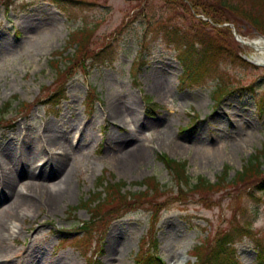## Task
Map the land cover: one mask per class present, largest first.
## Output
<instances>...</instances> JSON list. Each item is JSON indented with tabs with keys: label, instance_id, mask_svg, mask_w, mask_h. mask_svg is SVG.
Instances as JSON below:
<instances>
[{
	"label": "rangeland",
	"instance_id": "374dc122",
	"mask_svg": "<svg viewBox=\"0 0 264 264\" xmlns=\"http://www.w3.org/2000/svg\"><path fill=\"white\" fill-rule=\"evenodd\" d=\"M200 1L223 22L180 0H0V153L8 149L0 155V264H142L150 256L154 264H198L194 248L206 246L210 254L239 222H249L250 230L232 235L234 264H259L264 191L255 196L229 183L205 197L179 195L175 175L158 156L186 162L192 183L217 182L226 168L231 180L264 147V66L248 43L264 39V0H227L248 12H229L223 0ZM192 22L223 51L215 56L214 77L186 86L163 25L190 31ZM78 30L91 32L89 49L68 67L79 48L70 37ZM59 69L70 75L64 95L53 98ZM219 83L230 89L220 101ZM145 97L158 104L155 113H148ZM25 102L32 104L28 112ZM119 102L129 107L125 124L111 114ZM47 126L72 149L58 170L50 149L59 146L40 136ZM27 152L37 154L31 163L42 171L39 178L22 176ZM7 170L17 178L9 192ZM105 173L109 181H125V193L146 191L153 183L139 182L151 177L164 187L87 234L81 225L92 213L79 205L100 190ZM25 194L34 204L21 203Z\"/></svg>",
	"mask_w": 264,
	"mask_h": 264
},
{
	"label": "trees",
	"instance_id": "16d2710c",
	"mask_svg": "<svg viewBox=\"0 0 264 264\" xmlns=\"http://www.w3.org/2000/svg\"><path fill=\"white\" fill-rule=\"evenodd\" d=\"M61 1V0H57ZM139 2H147V0H137ZM173 2V0H168ZM262 1V0H260ZM182 6L186 5V8L191 7L198 14H205L211 18L215 23H222L223 20L216 17V10L211 9L209 5L202 3L200 0H180ZM186 2V3H185ZM223 6L229 12H234L237 8L244 9L238 4H234L230 1L223 0ZM10 4L9 2H6ZM246 11V9H244ZM248 12V11H246ZM215 13V14H214ZM250 13V12H249ZM198 20L204 24L208 25V21L198 18ZM227 21V18L225 19ZM256 23V24H255ZM255 25L259 28L260 23L256 22ZM194 25V26H193ZM190 31H175L170 25H163V31L165 37H167L169 43L176 45L178 50V58L182 64L183 72L181 76V82L186 84V86H192L204 82L206 79L214 77L215 69L213 63L216 61L215 56L220 54L223 51L222 49L215 50V40L207 39L204 40L200 37V30L198 32L196 25L191 23ZM91 32L89 30H78L77 32L72 33L70 41H75L78 44L79 48L77 49L76 59L73 60L68 67L78 66L79 62H82L83 59L81 56H84L88 52V42ZM80 36V38H78ZM55 64L59 63L58 59L54 60ZM58 70V69H57ZM59 80L58 85L52 90L51 97L58 98L64 95L65 84L67 78L70 75V72L67 74V71L59 69ZM227 84H218L215 94L219 99H222L223 96L228 93ZM264 99V96H263ZM148 108L152 110V113L156 112L158 104L151 101L150 97H145ZM264 103V101H263ZM11 103L8 104L10 107ZM7 107V108H8ZM32 107L30 103L23 104V110L28 112ZM1 114V113H0ZM1 118V117H0ZM159 158L165 163L169 168L170 172L175 175L179 195H184L187 191L193 193H199L201 196L205 197L208 192L215 191L216 189L221 188L225 184L230 185H245L246 187L239 186L238 189L242 190L246 188L251 190L250 194L255 195L256 190L258 192L264 191V147L263 149L256 154H253L249 161L243 166L241 171H238L235 177L231 180H228L227 172L229 168L225 169V173L220 176L217 182H211L210 180L199 177L196 183L191 182V177L187 174L186 162L177 161L174 158L169 157L166 154H160ZM105 173L102 177L99 178L97 183V188L100 189L97 193L92 194L87 200L81 202L80 207H86L91 210L92 218L86 222L83 229L87 234L91 233V230L98 228V225L106 226L111 220L118 218L120 215H124L131 208L132 200H143L149 199L150 191L154 190L155 195L159 192V186L162 189L163 185L159 184L156 178H148L147 181L139 182L143 185L146 183H153L152 186L149 185V189L146 191H141L138 193L126 192L123 189L127 186L125 181H109ZM179 182V183H178ZM186 186V187H185ZM187 188V190H184ZM190 188V189H189ZM160 189V190H161ZM163 190V189H162ZM116 206L117 208H114ZM78 207V206H77ZM79 208V207H78ZM108 208V210L106 209ZM77 209V208H76ZM159 209V208H158ZM160 210V209H159ZM153 224H155V217H153ZM239 227V228H238ZM245 228L249 231L250 225L249 222L241 223L239 222L236 229L231 233H225L218 239L215 243L214 249L210 251V254L207 253L206 246L199 245L195 249V256L197 257L198 264H225L230 262L235 263L231 254L234 238L233 234H237L239 230ZM259 259L264 262V246L259 244ZM233 253V252H232ZM153 257L150 256L146 261H143L142 264H154ZM90 262H93L90 259ZM140 262V261H139ZM141 263V262H140Z\"/></svg>",
	"mask_w": 264,
	"mask_h": 264
},
{
	"label": "bare ground",
	"instance_id": "6f19581e",
	"mask_svg": "<svg viewBox=\"0 0 264 264\" xmlns=\"http://www.w3.org/2000/svg\"><path fill=\"white\" fill-rule=\"evenodd\" d=\"M250 45H252L254 47L255 50L258 51V53L262 54L263 56L261 57L262 58V61L264 62V39H255V40H252L250 42ZM9 45V44H7ZM126 108V109H125ZM129 109V107H127L126 104H122L121 102H119L117 105L115 104V106L113 107L112 109V117L113 118H116V119H122L123 121V124H125V120H124V116H123V113L125 111H127ZM87 128V126H86ZM235 130L236 131H240L241 127L240 125H237L235 124ZM50 128V126H47L45 128V130L43 131V133L40 135L41 136V139H44L46 140L51 146L53 145H58L59 146V149L58 151H54L53 148L51 147L50 151H52V154H53V158H52V162L55 163L54 165V168L55 170L59 169L63 162L69 157V155L72 153V149L70 146L68 145H60L61 141H59L58 139L60 138H56V137H59L57 136L54 131ZM54 134H53V133ZM55 149V148H54ZM8 151V149H3L1 150V153L0 155L3 157L5 156H8V155H5L6 152ZM54 151V153H53ZM138 152H141V149L138 150ZM144 153H146V151L144 150ZM36 152H27V153H24L23 154V158L20 159V163L21 164H25V170H24V173L22 174V176L25 178L26 176L29 177V178H39L40 176H42V171H37L38 169L34 168L33 167V164L31 163L32 162V159L36 156ZM38 168V167H37ZM42 168V167H40ZM53 168V169H54ZM45 173L47 174V172L45 171ZM5 181H4V184H5V188H4V191H10L11 187L13 186V184H11L13 182V180L17 179L16 177H13V173H12V170H7V173H5ZM54 189H52L48 195V199L52 202V204H54L53 200H56L57 198V195H58V191L57 192H53ZM28 195L25 194V197H22V201L21 203L23 204H34V201L27 197ZM115 247L113 246L112 249H111V253H113V249Z\"/></svg>",
	"mask_w": 264,
	"mask_h": 264
}]
</instances>
